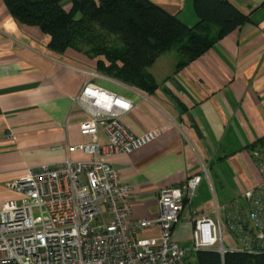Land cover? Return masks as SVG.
Instances as JSON below:
<instances>
[{
    "label": "crops",
    "instance_id": "crops-1",
    "mask_svg": "<svg viewBox=\"0 0 264 264\" xmlns=\"http://www.w3.org/2000/svg\"><path fill=\"white\" fill-rule=\"evenodd\" d=\"M147 1L188 27L198 22L192 0ZM222 1L247 22L185 65L171 51L160 56L149 69L156 88L147 94L101 76L81 54L50 51L48 39L15 21L0 0V210L19 198L7 184L27 168L55 166L67 156L90 159L79 151L68 154V148L92 141L80 135L87 116L74 106L86 73L96 75L97 87L131 103L121 118L131 134L159 130L149 145L107 159L133 189L131 220L155 219L159 191L179 186L201 166L208 168V180L197 191L193 219L210 216L215 205H244V195L260 180L250 149L264 139V0ZM97 137L105 142L101 131ZM192 231L185 214L174 241L190 248ZM159 236L158 226L138 233L141 239Z\"/></svg>",
    "mask_w": 264,
    "mask_h": 264
},
{
    "label": "built area",
    "instance_id": "built-area-1",
    "mask_svg": "<svg viewBox=\"0 0 264 264\" xmlns=\"http://www.w3.org/2000/svg\"><path fill=\"white\" fill-rule=\"evenodd\" d=\"M89 77L74 106L87 119L79 133L90 143L68 148L88 155L86 162L69 156L55 166L29 167L24 175L7 184L19 196L0 210V264H190L189 253L228 251L264 253V142L250 150L260 178L244 195V205L233 201L215 205L210 216L193 219V202L208 168L177 187L158 193L157 217L131 220L133 189L114 171L108 158L130 155L149 145L159 130L134 136L121 122L131 103L108 93ZM101 131L105 142L98 140ZM8 139L11 136H7ZM185 214L193 221L188 249L174 241L175 229ZM160 228L156 239L138 238V233ZM225 234L234 243L226 246Z\"/></svg>",
    "mask_w": 264,
    "mask_h": 264
},
{
    "label": "trees",
    "instance_id": "trees-1",
    "mask_svg": "<svg viewBox=\"0 0 264 264\" xmlns=\"http://www.w3.org/2000/svg\"><path fill=\"white\" fill-rule=\"evenodd\" d=\"M192 3L198 19L194 27L147 0H5L13 19L39 30L50 51L81 54L94 61L101 76L147 94L156 88L149 69L160 56L176 49L182 61L179 66L185 65L247 22L226 1ZM191 254L195 264H264V253Z\"/></svg>",
    "mask_w": 264,
    "mask_h": 264
},
{
    "label": "rangeland",
    "instance_id": "rangeland-1",
    "mask_svg": "<svg viewBox=\"0 0 264 264\" xmlns=\"http://www.w3.org/2000/svg\"><path fill=\"white\" fill-rule=\"evenodd\" d=\"M69 8H70V7H67V10H68ZM171 52H172V53H176V54H177V57L180 58V56H179L178 53L176 52V49H173ZM225 241H226V246H228V247H230V248H233V247H234V243H233L231 240L226 239ZM188 261H189L190 264H195L194 257H193V255H192L191 253H189Z\"/></svg>",
    "mask_w": 264,
    "mask_h": 264
}]
</instances>
